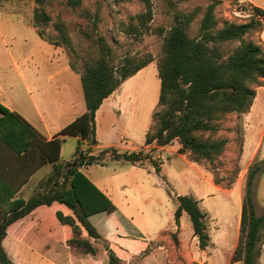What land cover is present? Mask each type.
<instances>
[{
  "label": "rangeland",
  "instance_id": "374dc122",
  "mask_svg": "<svg viewBox=\"0 0 264 264\" xmlns=\"http://www.w3.org/2000/svg\"><path fill=\"white\" fill-rule=\"evenodd\" d=\"M208 1L82 0L80 7L72 9L63 0H44L42 8L52 20L41 27V37L32 23L35 0H0V85L15 105L26 107V117L37 127L38 117L31 100L44 112L50 126L54 120L61 125L67 121L64 115L59 116L64 106L69 109L68 114L84 106L76 71L81 70L86 59L98 55L99 37L112 48L110 58L115 66L121 63L125 55L140 58L149 53L153 61L122 81L103 102V112L99 113L95 126L99 145L115 142L127 148L126 151H131L129 149L132 147L135 151L143 149L144 133L158 99L156 60L162 53L163 36L173 25L175 12H185L196 5L204 7ZM146 3L151 9L147 29L140 26L136 19V15L145 11ZM254 3L264 6V0H221L215 7L219 25L222 20L247 21L250 4ZM57 18L65 23L68 43L62 41L52 25ZM261 18L264 24V17ZM199 19L200 15L187 28L189 36H196ZM130 24L139 25L138 31H130ZM263 31L264 28L246 33L244 39L264 45ZM238 44V40L223 43L224 56ZM64 60L74 70L58 71ZM68 76L72 77V89L63 84ZM71 92L74 105L69 103ZM255 92L258 98L254 107L258 109V114L247 127L246 144L241 156L243 127L247 124L248 111L226 113L218 119V134L227 136L228 142L215 161V167L206 161H192L185 154L187 158L177 153L178 142L174 140L169 143L168 149L162 151L148 146L147 150H143L149 154V158L135 163L112 159L106 153L103 164H93L83 169L84 174L146 236V251L122 259L120 264H242L241 260L232 262L231 256L238 241L247 168L252 161L264 159L248 158L253 140L264 122V84L255 87ZM61 104L64 106L61 107ZM46 107H50L54 114L50 115ZM76 144L74 135H64L58 160L69 159ZM99 150L91 149L95 153ZM151 158L157 163L158 170ZM50 169V162L38 167L21 196L27 198L38 190L39 182ZM177 194L193 195L206 212L210 241L205 248L199 247L187 213L183 212L179 224H175L173 211ZM254 197L256 212H263L264 168L257 177ZM98 220L99 217L91 218L94 224ZM103 221L106 222L105 228L98 224L99 231L105 238L113 240L107 235L115 228L114 218L110 216ZM12 229L22 231L19 224ZM171 232H175L177 243L173 241ZM40 238L28 237L17 241L7 235L2 245L8 254L10 240L16 244L18 257L8 255L15 264H65L62 248H69L56 241L43 242ZM91 240L97 254L91 255L94 261L90 264H107L106 246L109 243L103 238ZM259 264H264V243L261 245Z\"/></svg>",
  "mask_w": 264,
  "mask_h": 264
},
{
  "label": "trees",
  "instance_id": "16d2710c",
  "mask_svg": "<svg viewBox=\"0 0 264 264\" xmlns=\"http://www.w3.org/2000/svg\"><path fill=\"white\" fill-rule=\"evenodd\" d=\"M43 1L35 0L32 16L41 37V27L52 20L42 8ZM63 1L74 9L81 6L82 0ZM220 2L210 0L204 7L196 5L188 11L174 13V23L163 36L162 53L156 60L158 99L144 134L145 144L164 146L177 140V152L192 161H206L213 167L228 142L227 136L218 134V119L226 113L248 111L256 94L255 87L264 84V45L244 39L246 33L264 28L261 18L264 8L250 4L247 21L222 20L219 25L215 7ZM198 15L197 34L191 37L187 28ZM136 19L147 29L151 19L149 3ZM52 25L62 41L68 43L64 21L57 18ZM140 26L130 24V31L136 32ZM236 40L239 44L224 56L221 45ZM98 43V55L86 59L78 71L85 110L63 126L55 137L45 140L22 115L0 103V140L18 155L27 157L16 158L13 166L0 163V264H15L2 245L8 232L24 240L43 236L41 241L65 244L75 255H96L97 248L91 239L103 238L109 243L107 264H120L122 259L146 251L144 233L81 168L103 164L106 153L112 159L132 163L149 158L143 149L118 152L108 146L97 153L91 149L97 144L95 112L103 99L122 81L153 61V57L149 53L140 58L125 55L115 66L110 58L112 48L102 37L98 38ZM64 135H76L78 140L72 157L59 161ZM82 144L86 147L82 148ZM46 162L51 163V170L39 182V189L26 199L14 197L31 173ZM153 163L158 170L157 163ZM263 168L264 159L252 161L247 168L232 262L259 264L264 243V211L256 212L254 196L256 180ZM175 200V224H179L183 212L187 213L199 247L208 246L206 212L199 206L198 199L191 194H177ZM110 216L114 218L115 228L107 236L113 240L105 238L98 229L105 228L103 220ZM92 217H99L98 223L94 224ZM16 224L21 225L22 231L12 229ZM170 235L177 243L175 232Z\"/></svg>",
  "mask_w": 264,
  "mask_h": 264
},
{
  "label": "crops",
  "instance_id": "0c3cea01",
  "mask_svg": "<svg viewBox=\"0 0 264 264\" xmlns=\"http://www.w3.org/2000/svg\"><path fill=\"white\" fill-rule=\"evenodd\" d=\"M254 5H257V6H260L262 8H264V6H261V5H258V4H255ZM262 37L264 38V31H263V34H262ZM61 51V50H60ZM62 53V52H61ZM17 65V64H16ZM69 69H72L70 64L68 63V61L64 60V63L62 65V67H60V69H58V71L60 70H63V71H67ZM74 70V69H72ZM76 74L79 76V72L76 71ZM80 79V77H79ZM72 80V77L68 76L66 77V80L63 82L64 86H66L67 88L69 89H72L71 88V85H70V81ZM81 84V83H80ZM115 92V90L109 94L106 98L103 99L102 103L99 105V107L97 108L96 112H95V126H96V123H97V119H98V115L99 113L102 114L103 110H102V106H103V102L108 98L110 97L113 93ZM263 92H261L262 94ZM83 95V93H82ZM69 103L71 105H74L75 103V100L73 99V93L71 92L70 95H69ZM258 98V95H256L254 97V100L250 106V108L248 109V114L246 116V121H247V124L243 127V143H242V147H241V151H240V156L243 152V149H244V146L246 144V135H247V127L250 125V121L253 120L254 116H256L258 114V109L254 107V104L256 102V99ZM84 100V99H83ZM0 103H2L3 105H5L6 107H8L9 109L11 110H15L17 111L20 115H22L32 126H34L41 134L42 136L45 138V140H49L53 137H55L57 135V133L59 132V130L65 126L66 124H68L69 122H71L75 117H77L78 115H80L84 110H85V105L84 106H79L77 108L76 111L74 112H71L70 114H68V111L69 109L64 106V104H61V107H63V110L59 113V116H62L64 115V118L65 120V123L61 124L60 123H56V120H54V123L51 124V126L48 124V122L46 121V119L44 118V115H43V111H40L39 108L37 107L36 105V102L34 103L32 100H31V105L32 107L34 108L36 114H37V117H38V122H39V126L37 127L36 125H34L32 123V121H30L28 119V117H26L25 114H27V109L25 106L21 105V104H18V105H15L11 99L6 95V93L4 92V90L2 89L1 85H0ZM46 111H48V113L50 115H53L54 114V111L52 112V110L50 109V107H46ZM52 128V129H51ZM148 128V127H147ZM146 128V129H147ZM95 132H96V129H95ZM145 134V133H144ZM77 140H78V136L74 135ZM168 145H164V146H157L155 144H145L143 142V146L142 148L144 150H147V147L150 146V147H157V150L159 151H162V150H166L168 149ZM108 146H113L115 147L116 149H118V151L122 152V151H126L128 150L127 148L125 147H122V145H118L116 144L115 142H107L105 144H100L99 145V142L97 140V144L94 145L92 147V149H102L104 147H108ZM179 144L177 145L176 147V151H177V148H178ZM82 148H83V145H82ZM133 148V147H132ZM129 149V150H132ZM92 152V151H91ZM95 153V152H93ZM179 153V152H177ZM181 154V153H180ZM185 158H187L184 154H182ZM72 157V156H71ZM70 157V158H71ZM16 158H27L25 155H18L17 153H15L14 151H12L10 148H8L1 140H0V163H4V164H9L13 166V164L15 165L16 163ZM248 158H264V122H263V125L261 126V129L259 130V132L256 134L255 136V139L253 140V143L251 145V148H250V151H249V155H248ZM93 165V164H92ZM88 166H91V165H88ZM88 166H84L81 168V170L83 171L84 168H87ZM51 170V169H50ZM50 172V171H49ZM48 172V173H49ZM47 173V174H48ZM33 172L31 173V175L29 176V178L20 186V188L18 189V191L16 192L15 196L14 197H22L21 196V193H22V190L23 188H25L27 185H28V182L32 176ZM46 174V175H47ZM45 175V176H46ZM33 193V192H32ZM31 193V194H32ZM30 194V195H31ZM29 195V196H30ZM28 196V197H29ZM27 197V198H28ZM24 198V197H23ZM26 199V198H25ZM128 217V216H127ZM7 235H9V237H12L14 239H16L17 241H21L20 237H18L17 235L11 233V232H8L5 237L2 239V244L4 243ZM11 244L9 245V250H8V255H13L14 257H18L17 256V249H16V244L14 242H12V240H10ZM4 245V244H3ZM62 251H64V258L66 260L65 264H90V263H93L92 261V256L89 255V254H80L79 256L78 255H75L73 254L72 252H70L69 250H65L62 248ZM12 257V256H11ZM81 259H86V260H81ZM89 259V260H87ZM92 261V262H91Z\"/></svg>",
  "mask_w": 264,
  "mask_h": 264
}]
</instances>
